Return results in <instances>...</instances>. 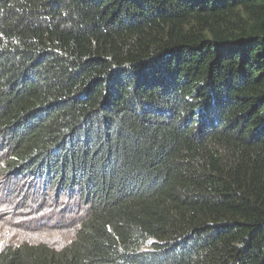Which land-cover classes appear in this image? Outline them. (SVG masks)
Returning <instances> with one entry per match:
<instances>
[{"label":"trees","instance_id":"1","mask_svg":"<svg viewBox=\"0 0 264 264\" xmlns=\"http://www.w3.org/2000/svg\"><path fill=\"white\" fill-rule=\"evenodd\" d=\"M0 183L87 216L0 264H264V0H0Z\"/></svg>","mask_w":264,"mask_h":264},{"label":"rangeland","instance_id":"2","mask_svg":"<svg viewBox=\"0 0 264 264\" xmlns=\"http://www.w3.org/2000/svg\"><path fill=\"white\" fill-rule=\"evenodd\" d=\"M58 206L60 200L47 204L29 202L7 188L4 190L0 183V248L46 244L61 250L74 239L80 222L87 216L80 213V219L78 214L69 215Z\"/></svg>","mask_w":264,"mask_h":264},{"label":"clouds","instance_id":"3","mask_svg":"<svg viewBox=\"0 0 264 264\" xmlns=\"http://www.w3.org/2000/svg\"><path fill=\"white\" fill-rule=\"evenodd\" d=\"M63 212V211H62ZM65 213H67V212H65Z\"/></svg>","mask_w":264,"mask_h":264}]
</instances>
